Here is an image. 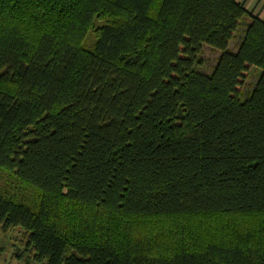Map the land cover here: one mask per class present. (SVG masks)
<instances>
[{"label":"trees","instance_id":"1","mask_svg":"<svg viewBox=\"0 0 264 264\" xmlns=\"http://www.w3.org/2000/svg\"><path fill=\"white\" fill-rule=\"evenodd\" d=\"M246 14L0 0V231H22L24 264H264V21Z\"/></svg>","mask_w":264,"mask_h":264},{"label":"rangeland","instance_id":"2","mask_svg":"<svg viewBox=\"0 0 264 264\" xmlns=\"http://www.w3.org/2000/svg\"><path fill=\"white\" fill-rule=\"evenodd\" d=\"M237 32H241L239 29ZM240 33H236V38L231 40L230 47L237 42ZM219 55V51L211 49L209 46L204 45L200 57L202 64L198 67V70L203 73H210L213 65L216 63V58ZM255 71L250 68L241 80L238 86L240 96H245L249 92L251 86L255 83L257 76L260 74L259 69ZM256 76V77H255ZM24 236L22 231L18 228L11 229L7 232L0 231V264H24L22 260L17 257V254L21 249H24Z\"/></svg>","mask_w":264,"mask_h":264},{"label":"crops","instance_id":"3","mask_svg":"<svg viewBox=\"0 0 264 264\" xmlns=\"http://www.w3.org/2000/svg\"><path fill=\"white\" fill-rule=\"evenodd\" d=\"M237 1L243 4L244 10L247 13L242 19V24H243L242 31L245 25L251 21L252 17H256L259 20L264 21V0H237ZM241 35L242 32L238 37L237 42L233 45V48L230 47L231 40L228 41V49L230 51L235 52L237 50L239 38L241 37Z\"/></svg>","mask_w":264,"mask_h":264}]
</instances>
